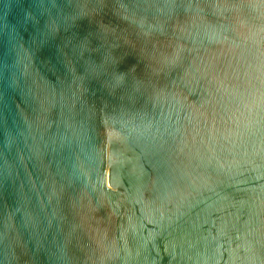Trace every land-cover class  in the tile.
<instances>
[{
	"label": "water",
	"instance_id": "1",
	"mask_svg": "<svg viewBox=\"0 0 264 264\" xmlns=\"http://www.w3.org/2000/svg\"><path fill=\"white\" fill-rule=\"evenodd\" d=\"M0 264H264V0H0Z\"/></svg>",
	"mask_w": 264,
	"mask_h": 264
}]
</instances>
